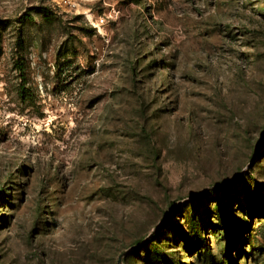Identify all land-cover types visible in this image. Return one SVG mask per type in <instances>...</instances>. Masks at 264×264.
<instances>
[{
  "label": "rangeland",
  "instance_id": "obj_1",
  "mask_svg": "<svg viewBox=\"0 0 264 264\" xmlns=\"http://www.w3.org/2000/svg\"><path fill=\"white\" fill-rule=\"evenodd\" d=\"M78 10L0 0V264H264V0Z\"/></svg>",
  "mask_w": 264,
  "mask_h": 264
},
{
  "label": "built area",
  "instance_id": "obj_2",
  "mask_svg": "<svg viewBox=\"0 0 264 264\" xmlns=\"http://www.w3.org/2000/svg\"><path fill=\"white\" fill-rule=\"evenodd\" d=\"M55 8L62 12L79 11L78 6L81 0H48Z\"/></svg>",
  "mask_w": 264,
  "mask_h": 264
},
{
  "label": "water",
  "instance_id": "obj_3",
  "mask_svg": "<svg viewBox=\"0 0 264 264\" xmlns=\"http://www.w3.org/2000/svg\"><path fill=\"white\" fill-rule=\"evenodd\" d=\"M124 255V254H123ZM123 255L120 256V260H122Z\"/></svg>",
  "mask_w": 264,
  "mask_h": 264
}]
</instances>
